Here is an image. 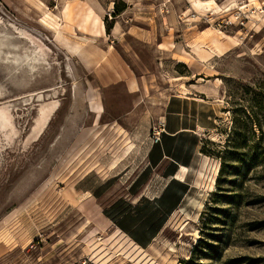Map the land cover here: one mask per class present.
Masks as SVG:
<instances>
[{"label":"rangeland","instance_id":"374dc122","mask_svg":"<svg viewBox=\"0 0 264 264\" xmlns=\"http://www.w3.org/2000/svg\"><path fill=\"white\" fill-rule=\"evenodd\" d=\"M213 2L0 0V29L14 23L43 43L21 38V52L45 57L12 75L0 62V102L15 101L0 131V264H264V0ZM176 93L207 154L179 134L182 181L146 157Z\"/></svg>","mask_w":264,"mask_h":264},{"label":"bare ground","instance_id":"6f19581e","mask_svg":"<svg viewBox=\"0 0 264 264\" xmlns=\"http://www.w3.org/2000/svg\"><path fill=\"white\" fill-rule=\"evenodd\" d=\"M194 6L196 7H200V6H204L206 5L207 7H210L212 8L210 5L212 3H215L213 2V0H208L207 2H203V1H200V0H192ZM40 5H42V3H40ZM258 8V7H257ZM215 9H219V6L216 4L215 6ZM229 9V8H228ZM227 9V10H228ZM91 10V9H90ZM86 16H89V15H86ZM1 18V17H0ZM92 20V23H95L96 21H98V17L97 16H93V18L91 19ZM9 21V20H8ZM2 22V21H1ZM41 23L42 25L52 29V28H56L58 26V21H57V18L54 14H51L49 12H46L44 11L43 12V16L41 17ZM100 25H102L101 22H99ZM6 24V23H5ZM5 26V25H4ZM8 26V25H7ZM11 26V28L13 29H9L8 27L5 28H1L0 29V62L4 63L6 66L5 67H8L10 70L9 74H13V69L15 70L16 68H18L19 66H21L22 64H24L26 61H34V62H38L39 60H41L43 58V55H42V58H38L35 53L37 52V50H35L36 48L38 49H42L41 48V45L43 44H36L34 41H32L33 38L30 37L29 34H27V32H25V30H22V29H19L17 27H15L14 23L11 24V22L9 23V27ZM2 27V25H1ZM21 38H24V39H30V42L32 41V43H35L34 46L35 47H32V49L34 48V50L36 51H33V53H22L21 52V48L23 47V45L21 44ZM23 39V40H24ZM19 40V41H17ZM34 40V39H33ZM23 42V41H22ZM27 43V42H25ZM29 44V43H28ZM47 46V45H46ZM31 47V46H30ZM27 48V45L26 47ZM29 48V47H28ZM27 50V49H26ZM50 50V49H49ZM31 51V50H30ZM47 52V51H46ZM38 54V53H37ZM42 54V53H41ZM39 55V54H38ZM46 56V55H45ZM45 58V57H44ZM43 58V59H44ZM47 58V56H46ZM42 61V60H41ZM40 61V62H41ZM44 61V60H43ZM47 61V60H46ZM43 63V62H42ZM45 65V64H43ZM42 65H40L39 67L41 68ZM46 66V65H45ZM44 66V67H45ZM32 68H35V65H31ZM7 69V68H6ZM19 69V68H18ZM17 69V71H18ZM22 69H20L21 71ZM39 69H37L38 71ZM25 71H27L25 69ZM24 71V72H25ZM29 72V70H28ZM36 72V71H35ZM19 73V72H18ZM27 73V72H26ZM11 74V75H12ZM31 76V74H30ZM55 91V90H54ZM37 93H28V94H23L19 97L20 100H22L23 104L25 103L28 104V102L30 100H32L34 97H36L37 99H41L43 96H42V93L41 92H38L36 91ZM50 93V92H49ZM47 94V93H46ZM54 94H57V93H54ZM53 94V96H54ZM50 95V94H49ZM56 96V95H55ZM54 96V98H55ZM18 97V96H17ZM48 97V96H47ZM46 98V97H45ZM18 99V98H17ZM18 99V100H19ZM50 99V98H49ZM19 100V101H20ZM54 99H52L53 101ZM56 100V99H55ZM5 101V100H4ZM15 103V101H14ZM13 103V104H14ZM21 103V102H20ZM31 103V102H29ZM44 103V102H43ZM59 103V102H58ZM58 103L56 104V102H51V103H48V104H45L39 108L40 110V114L37 118V126L33 123L32 125H35V127L33 126L31 129V132H29V135L27 137V141H32L33 139L35 140L39 135L40 133L42 132L43 128L45 127L50 115L52 114V112H54L55 109H57V105ZM11 101L8 100L7 102H3L1 103L0 102V131L4 134H6V130H8L7 128H9V122H12V121H9L8 119H11L12 117H10V115L8 113H10V108L13 107L11 105ZM18 105V102L17 104ZM29 105V104H28ZM21 106V105H20ZM59 106V105H58ZM38 108V106H37ZM13 109V108H12ZM12 116V115H11ZM36 121V119H35ZM12 124V123H11ZM11 129V128H10ZM10 131V130H9ZM12 132V131H11ZM16 132V131H15ZM14 134V133H13ZM17 134V133H16ZM8 135V133H7ZM7 135L6 136V139H7ZM11 135V134H9ZM8 135V137H9ZM15 135V134H14ZM11 137H13L11 135ZM12 138L9 137V140H11ZM38 140V139H37ZM4 141V140H3ZM8 141V140H7ZM13 141V139L11 140ZM30 141V142H31ZM1 142V141H0ZM5 142V141H4ZM26 142V141H25ZM23 143V142H22ZM7 144V143H6ZM27 144V143H26ZM1 145V143H0ZM22 145H25V144H22ZM25 147V146H24ZM181 172H184L186 169L184 167H181ZM216 172V171H214ZM202 172H199V177L201 178L202 176ZM203 177V176H202ZM210 181L214 182V178L212 177L210 179Z\"/></svg>","mask_w":264,"mask_h":264},{"label":"crops","instance_id":"0c3cea01","mask_svg":"<svg viewBox=\"0 0 264 264\" xmlns=\"http://www.w3.org/2000/svg\"><path fill=\"white\" fill-rule=\"evenodd\" d=\"M41 3V2H39ZM57 18V17H56ZM58 21V20H57ZM98 23V21H96ZM96 22L94 24H96ZM102 23V22H101ZM99 24V23H98ZM58 26L54 28L55 30L58 29ZM99 27L104 31V25L99 24ZM96 31V30H95ZM92 36V35H91ZM93 37V36H92ZM100 35H94L93 38H99ZM109 47H112L109 45ZM75 50V48H73ZM98 80L100 81V73H97ZM126 87L127 92L129 94H136L138 90L139 82L137 78L133 76H129L126 79ZM179 94V93H178ZM196 102V101H194ZM182 113H179V95L177 93L175 95H171L167 100L163 103V115L160 117L164 123V136L159 144V152L162 155L161 159H169L172 161L175 165H177L176 170L174 171L173 178L175 180H184L188 176V166H186L183 162H179V153H177L176 149L179 147V134L183 132H191V134L195 137V141H197L195 145V154L193 158L197 155H201L200 149L202 146L201 136L202 133L205 132L203 124L195 123L193 127H190L188 125L182 124ZM153 145H151L147 151H151ZM148 154L146 157H148ZM192 161V158L191 160ZM186 163V162H185ZM181 167H184L186 170L184 172H181Z\"/></svg>","mask_w":264,"mask_h":264},{"label":"trees","instance_id":"16d2710c","mask_svg":"<svg viewBox=\"0 0 264 264\" xmlns=\"http://www.w3.org/2000/svg\"><path fill=\"white\" fill-rule=\"evenodd\" d=\"M244 113V116H245V119L247 120V121H249L251 124V126H257L258 128H260L259 127V123H257V121H252L253 119H252V116L249 114V113H247V112H243ZM162 136V135H161ZM161 141V140H160ZM159 144L160 143H155L154 145H153V147H152V149H151V151L149 152V154H148V158L149 159H151V160H153V155H155L156 153L155 152H157L158 151V153H159V156H158V160H160L161 159V157H162V155L160 154V152H159ZM200 153H202V154H204V155H207L206 154V152H205V149H204V146L202 145L201 146V149H200ZM157 160V161H158ZM153 162H155V160L153 161ZM181 191H184V189L183 188H181Z\"/></svg>","mask_w":264,"mask_h":264},{"label":"built area","instance_id":"2783aa9c","mask_svg":"<svg viewBox=\"0 0 264 264\" xmlns=\"http://www.w3.org/2000/svg\"><path fill=\"white\" fill-rule=\"evenodd\" d=\"M164 122H160L159 126L154 129V142L157 143L160 139V133L163 131Z\"/></svg>","mask_w":264,"mask_h":264}]
</instances>
